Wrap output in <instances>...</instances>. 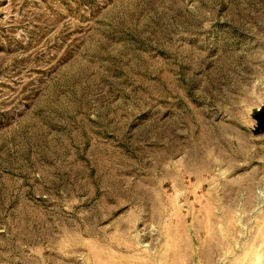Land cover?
<instances>
[{
    "label": "rangeland",
    "instance_id": "374dc122",
    "mask_svg": "<svg viewBox=\"0 0 264 264\" xmlns=\"http://www.w3.org/2000/svg\"><path fill=\"white\" fill-rule=\"evenodd\" d=\"M264 0H0V264H264Z\"/></svg>",
    "mask_w": 264,
    "mask_h": 264
},
{
    "label": "water",
    "instance_id": "95a60500",
    "mask_svg": "<svg viewBox=\"0 0 264 264\" xmlns=\"http://www.w3.org/2000/svg\"><path fill=\"white\" fill-rule=\"evenodd\" d=\"M257 127L260 132H264V110L255 116Z\"/></svg>",
    "mask_w": 264,
    "mask_h": 264
}]
</instances>
